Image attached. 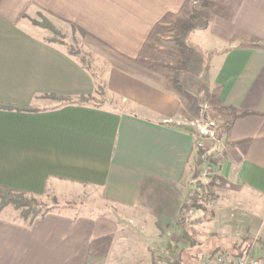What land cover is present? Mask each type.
I'll list each match as a JSON object with an SVG mask.
<instances>
[{"label": "crops", "instance_id": "1", "mask_svg": "<svg viewBox=\"0 0 264 264\" xmlns=\"http://www.w3.org/2000/svg\"><path fill=\"white\" fill-rule=\"evenodd\" d=\"M38 13L75 32L88 65ZM99 82L105 102L80 101ZM0 104L14 107L0 108V186L60 202L92 188L113 208L1 212L0 264H148L138 237L179 218L202 119L222 126L204 142L210 242L264 237V0H0Z\"/></svg>", "mask_w": 264, "mask_h": 264}, {"label": "rangeland", "instance_id": "2", "mask_svg": "<svg viewBox=\"0 0 264 264\" xmlns=\"http://www.w3.org/2000/svg\"><path fill=\"white\" fill-rule=\"evenodd\" d=\"M34 21L37 23L47 22L52 25L51 21H49L44 13H38ZM52 26L55 32L48 29L50 34H52V39L62 44L69 53L75 55L81 59V61L83 60L84 64H89L85 56L82 55L81 46L79 44L80 41H78V38L75 37V32H66L65 30L57 28L54 25ZM179 32L175 30V33H172L171 36L177 45H180L182 49H185L183 46L184 41L186 44H188V46H190L188 37H186L184 33ZM176 74L178 77L180 76L179 71L177 70H175L174 76ZM84 98L85 100L83 101L82 98H80V101L87 103L105 102V93L100 82L97 85L96 96H85ZM202 150L203 156L196 158L191 165L192 168L189 181L186 184L187 198L185 202L186 204L184 203L185 209L183 211L181 209L179 218L181 215L188 218H193L197 215L199 216L203 214L201 209L194 210L191 208L194 201H198L196 182L209 185L208 190L212 192V198L208 204V207L213 208L214 206L213 203L216 199L217 193L213 192L212 190V186L214 185L215 181L212 178L213 174L210 172V167L213 161L210 153L204 147ZM79 195V200L76 202H60L54 195L48 192L39 196L28 195L27 198H34L38 204L43 205L45 208L49 209V211H58L63 208H72L81 213L85 212L95 215L102 212L113 211L112 206L108 202H105L95 189L86 188L84 193ZM1 212L12 219L22 221V218L20 217V209H16L11 205L3 207L0 210V213ZM212 217L213 214L210 218ZM210 221L211 219L194 226L195 230H197L199 233H205L206 237L200 236L199 238L198 234L196 237L194 236L196 244L193 246L190 245L188 240L180 239L182 229L176 224V222L171 226V228L165 230L166 233H162L161 236L156 237L153 240V244L149 238H147L149 242V245H147V242L144 241V237H138L140 246H148V248H150L146 253H140V256L144 254L145 258L143 261L145 262L147 260L148 264H157L158 260L162 262L160 264H250L249 262L251 260H258L259 264H264V237H237L236 234L233 237H228L230 236L228 235L227 239L229 242L227 246L216 245V247L214 242H210V240H213L212 238L214 237L210 234V231L212 230V221ZM217 237H222L221 232L218 233ZM199 241L200 244H198ZM200 248H202V252H200Z\"/></svg>", "mask_w": 264, "mask_h": 264}, {"label": "trees", "instance_id": "3", "mask_svg": "<svg viewBox=\"0 0 264 264\" xmlns=\"http://www.w3.org/2000/svg\"><path fill=\"white\" fill-rule=\"evenodd\" d=\"M34 23L55 32L53 26L50 23L47 22L37 23L35 21ZM174 83L177 89L182 90L180 80L177 74L174 76ZM81 98L82 101L85 100L84 97ZM0 108L13 109L14 107L0 104ZM20 110L36 111V109L30 107L20 108ZM197 153L199 156H203L202 149H198ZM196 183H197L196 190L198 191L197 199L199 202L195 200L191 208H193L194 210L201 209L203 214L199 216L197 215L193 218L192 217L188 218L181 215L178 221L176 222V224L182 229L180 239L188 240L191 246L196 244V240L194 239V236L196 237L197 234H199V232L195 230L194 226L204 221L210 220L211 219L210 217L212 215V208L208 207V204L210 203V200L212 198V192L208 190L209 185L206 184L207 185L206 186L201 182H196ZM28 195L33 196L32 194H29L23 190L14 189L6 186H0V210L8 205H11L16 209H20V217L22 218V221L28 224L33 222L35 218L41 217L46 213L51 212L43 205L38 204L34 198H27ZM185 204H183L181 207L182 211L185 209Z\"/></svg>", "mask_w": 264, "mask_h": 264}, {"label": "built area", "instance_id": "4", "mask_svg": "<svg viewBox=\"0 0 264 264\" xmlns=\"http://www.w3.org/2000/svg\"><path fill=\"white\" fill-rule=\"evenodd\" d=\"M194 126H195L196 133L198 136V139L196 141L197 148H203L205 141L216 142V140L218 139V134L222 127L216 121L210 120V119L197 120L195 121ZM160 263L162 262L158 260L157 264H160ZM249 263L259 264V261L251 260Z\"/></svg>", "mask_w": 264, "mask_h": 264}]
</instances>
